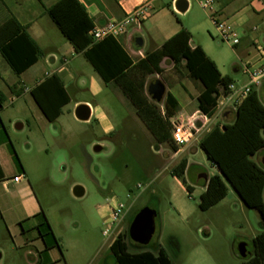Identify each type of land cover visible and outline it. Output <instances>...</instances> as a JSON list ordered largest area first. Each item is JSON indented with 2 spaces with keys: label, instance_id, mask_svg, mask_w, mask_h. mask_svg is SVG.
<instances>
[{
  "label": "rangeland",
  "instance_id": "rangeland-1",
  "mask_svg": "<svg viewBox=\"0 0 264 264\" xmlns=\"http://www.w3.org/2000/svg\"><path fill=\"white\" fill-rule=\"evenodd\" d=\"M188 1L189 8L184 14H169L171 21L189 32L191 45L204 48L223 74L240 83L246 82L235 73L236 67H242L241 45L233 48L220 42L199 0ZM145 37L143 50H150ZM133 57L137 60L140 56ZM84 63L87 73L77 77L79 91L69 90L71 103L63 111V125L67 130L64 134L56 133L57 143L51 147L45 165L46 176L40 184L34 183L54 230L48 240L53 244L56 241L53 249L60 256L57 264H64V258L69 264H116L108 246L116 231H128L134 216L144 207L157 213L155 231L147 246H136L127 240L129 252H156L163 248L173 264H243L246 259L238 257L237 247L243 243L247 253L252 252V240L261 232L257 212L246 208L228 185L222 201L205 212L198 208L200 185L204 182L201 175L219 174L198 148V141L214 126L217 118L220 123L228 122L223 112L213 116V124L197 114L198 140L176 154L170 145L154 141L130 103L110 85L104 87L97 102L107 110L115 132L103 136L94 124L78 121L73 114L74 102L87 99L86 85L80 86L79 79L87 82L88 71L94 73L85 60ZM161 67L163 75H148L146 87L155 81L162 82L166 90L175 85L169 92L177 97L186 112L194 114L196 100L189 102L187 94L198 93L201 84L190 80L184 70L180 74L172 71L169 59L164 60ZM261 93L263 98L264 92ZM162 104L163 100L157 105L162 109ZM225 107L231 110L229 105ZM52 125L59 128L61 124ZM263 156L264 151L252 158L262 168ZM182 158H186L190 166L184 176L187 185L194 187L190 195L170 174ZM75 187L82 189L81 197L73 195ZM119 205L123 206L121 219L113 225L109 235L104 236L108 217ZM31 248L20 243V238L0 222V264H33L34 257L27 254Z\"/></svg>",
  "mask_w": 264,
  "mask_h": 264
},
{
  "label": "crops",
  "instance_id": "crops-1",
  "mask_svg": "<svg viewBox=\"0 0 264 264\" xmlns=\"http://www.w3.org/2000/svg\"><path fill=\"white\" fill-rule=\"evenodd\" d=\"M59 1L0 0V25L10 18L15 19L20 26L26 28L28 36L42 52V55L34 64L19 74L14 73L0 54V222L9 232H14L20 238V243L32 247L27 254L34 257L33 264H57L60 261L59 254L52 247L53 242L48 240L47 235H44L45 230L41 229V235H44L41 238L36 229L39 223L34 217L43 213L52 234H54L46 211L37 197L34 183L40 184L46 176L45 165L47 158L50 156L51 147L54 142L57 143L56 133L61 131L59 133L64 134L67 130L63 125L62 118L64 116L63 111L71 103L69 90L79 91V88L76 87L77 77L85 75L88 70L84 60L87 63L88 61L84 58L83 53L74 50L72 44L60 34L46 13L49 8ZM77 1L84 8L92 26H96L108 21H121L127 14L147 0ZM177 1H151L150 16L141 24L131 26L126 35L117 40L133 60V55L139 54L140 57L137 59L139 60L144 53L160 48L173 35L181 30H186L182 25H177L171 21L169 17L171 13L184 14L188 10L189 1L186 0L188 3L187 10L184 13L178 12L175 8ZM214 10L222 20L233 27L239 36L240 42L233 48L241 45L240 55L243 56V59L240 61L242 67H236L235 73L236 76L241 75L245 78L246 82L240 83V80L223 74L216 60L204 48H201L216 64L221 75L231 78L232 85L239 88L248 81L247 76L243 73L244 66L259 58L258 48L264 50V0H214ZM145 24L146 28L144 27ZM210 24L212 25L211 21ZM88 35L90 36V32ZM144 36L148 39L150 50H143ZM137 40H140L139 45L136 44ZM189 46L193 48L197 45H191L189 42ZM93 72L89 73L88 71L89 79L87 82H84L83 78L79 79L80 86L86 85L87 99L76 100L73 107L86 106L90 111V116L87 121L81 122L94 124L103 136H111L115 132V128L107 110L97 102V98L103 93L104 87L113 86L114 84L105 85L98 74L94 70ZM50 78H55L61 84L69 99V102L61 107L58 117L52 122L44 116L32 95V90L36 86ZM178 83L180 84L181 81ZM174 87L175 85L168 86L166 92ZM116 89L118 88L116 87ZM118 91L120 92L119 89ZM200 91L195 95L194 93H188V101L190 102L191 99L196 100ZM173 96L179 105V111L173 117L188 119L190 113L186 112L180 106L177 97ZM232 113L234 112L222 113L228 122L220 123L217 118L216 123L213 124L214 117L207 121L220 127L233 121ZM55 122L61 124L59 128L53 127L52 124ZM180 152H183V149H177L176 154ZM14 154L19 161V165L14 161ZM189 168L190 166H187L186 172ZM19 175L21 179L14 182L13 178ZM203 181L201 185L195 183L197 186H202L200 195L205 191L206 180ZM190 187L194 191V187ZM262 200L264 202V191ZM260 222L262 231L261 219ZM117 233L119 231H116V235ZM64 264H69L65 258Z\"/></svg>",
  "mask_w": 264,
  "mask_h": 264
},
{
  "label": "trees",
  "instance_id": "trees-1",
  "mask_svg": "<svg viewBox=\"0 0 264 264\" xmlns=\"http://www.w3.org/2000/svg\"><path fill=\"white\" fill-rule=\"evenodd\" d=\"M46 13L74 50L83 53L103 83H113L120 90L154 141L159 145H170L174 152L177 148L170 139L169 119L179 111L178 102L171 93L166 92L162 109L159 108L146 94L147 76L163 75L160 63L163 59H169L172 71L180 74L184 70L190 80L201 84L202 89L196 97L197 111L208 119L215 115L219 94L226 96L229 93L232 79L221 75L216 64L200 46H189L190 34L186 30L179 31L160 48L146 52L142 58L134 61L117 40L108 37L94 41L88 35L93 26L77 0H60ZM0 54L14 73L19 74L34 64L42 52L28 36L26 28L10 18L0 25ZM178 79H181L180 76ZM32 95L50 122L69 102L55 78L36 86ZM232 115L231 123L212 127L198 142V148L219 172L207 177L205 191L199 196L198 208L202 212L209 210L226 197L227 185L231 187L246 208L258 212L263 226V230L253 238L252 252L243 264H264V168L252 160L258 152L264 151V101L252 91ZM14 161L19 165L15 154ZM187 166V159L182 158L170 174L190 195L192 188L184 177ZM34 219L39 223L36 229L41 238L44 235L53 236L43 213ZM41 229L45 230L44 235H41ZM127 240L131 241L128 231L119 233L109 246L116 264H172L162 248L156 252H129ZM54 246H57L56 241Z\"/></svg>",
  "mask_w": 264,
  "mask_h": 264
},
{
  "label": "built area",
  "instance_id": "built-area-1",
  "mask_svg": "<svg viewBox=\"0 0 264 264\" xmlns=\"http://www.w3.org/2000/svg\"><path fill=\"white\" fill-rule=\"evenodd\" d=\"M153 0H147L142 5L135 8L131 13L127 14L121 21H108L102 25L93 26L90 31V36L94 41H101L105 38H113L119 40L125 36L128 29L133 25H139L145 21L151 14L150 2ZM200 7L207 12L209 19L215 29L216 36L220 42L229 44L234 47L240 42L239 36L233 27L222 20L218 13L214 10V0H199ZM255 30V29H254ZM259 58L248 63L243 68V73L247 76V83L239 88L234 85L229 86V93L225 96L219 94L216 104V112L224 113L227 111H235L236 107L252 92L255 91L259 97L261 92L264 91V50L262 48L257 49ZM236 95V96H235ZM230 106L231 110H226L225 106ZM201 115V118L205 121L207 117L199 112H196L189 116L188 119L175 118L169 119V134L173 145L177 149H183L193 141H197V135L200 129L196 125V116ZM199 142V141H198ZM21 176L13 178L14 182H18ZM123 214V206L119 205L113 210L109 217L108 223L105 225L103 235L107 236L112 231V227L118 224ZM119 233H117L118 235ZM115 234V236H117Z\"/></svg>",
  "mask_w": 264,
  "mask_h": 264
},
{
  "label": "water",
  "instance_id": "water-1",
  "mask_svg": "<svg viewBox=\"0 0 264 264\" xmlns=\"http://www.w3.org/2000/svg\"><path fill=\"white\" fill-rule=\"evenodd\" d=\"M188 3L186 0H178L175 4V8L178 12L184 13L187 10ZM137 45L140 44V40H137ZM147 96L155 103L159 104L166 94L165 86L160 81H155L147 85L146 87ZM264 101V94H263ZM75 118L78 121H87L90 116V111L86 106L80 105L76 107L74 111ZM100 150V148H97ZM264 167V156L261 160ZM203 180L207 179L206 174L201 175ZM73 195L76 197H81L83 191L80 187H75L73 189ZM157 213L154 209L144 207L138 211L131 221L128 229V235L130 240L140 246H147L150 242L154 231H155V219ZM237 255L241 259H247L249 253L246 251V245L241 243L237 247Z\"/></svg>",
  "mask_w": 264,
  "mask_h": 264
}]
</instances>
